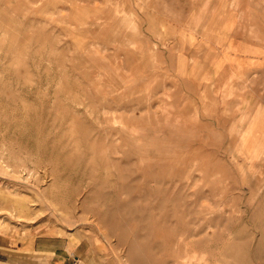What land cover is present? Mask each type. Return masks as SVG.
<instances>
[{"label":"rangeland","instance_id":"obj_1","mask_svg":"<svg viewBox=\"0 0 264 264\" xmlns=\"http://www.w3.org/2000/svg\"><path fill=\"white\" fill-rule=\"evenodd\" d=\"M84 1L0 0V232L125 238L131 264H264V133L247 117L264 81L256 103L232 81L201 102L200 81L96 69L109 50ZM196 1L210 29L239 21L264 79V0ZM128 47L107 61L129 66Z\"/></svg>","mask_w":264,"mask_h":264},{"label":"crops","instance_id":"obj_2","mask_svg":"<svg viewBox=\"0 0 264 264\" xmlns=\"http://www.w3.org/2000/svg\"><path fill=\"white\" fill-rule=\"evenodd\" d=\"M197 2L85 0L82 5L87 7L88 20L93 23L89 34L102 39L95 41L96 45L109 50L105 53V62L96 69L132 70L126 75V81L156 88L164 86L167 81L170 88L176 81H200L201 102L210 100V85L222 87L227 81H232L233 87L237 88L236 98L232 100L238 101L242 96L249 103H256V83L264 79L257 76L258 56L248 49L250 46H246L248 41L242 35L245 30L237 19L231 18L212 24L210 29L209 14L193 12L192 7L199 5ZM124 30L129 40L125 44L118 41L125 37L121 35ZM213 38L219 40L214 41ZM119 44L129 46L130 55L125 62L129 66L113 65L111 55L107 61L113 46ZM92 52H95V59L103 58L95 47ZM214 54L217 55L214 57ZM196 55L200 58L197 59ZM209 69L215 72L211 80ZM242 84L246 89L241 94ZM242 116L245 112L239 113L237 118ZM247 117L252 118L250 127L257 126L258 131L264 133V111L261 113L251 108ZM99 246L96 237L82 229H73L70 235H62L59 231L49 233L43 229H35L25 235L0 232V264H131L126 260L134 252L127 248L129 239H106L104 249H99ZM144 255L145 249H142L141 256Z\"/></svg>","mask_w":264,"mask_h":264},{"label":"bare ground","instance_id":"obj_3","mask_svg":"<svg viewBox=\"0 0 264 264\" xmlns=\"http://www.w3.org/2000/svg\"><path fill=\"white\" fill-rule=\"evenodd\" d=\"M7 230V229H6Z\"/></svg>","mask_w":264,"mask_h":264}]
</instances>
